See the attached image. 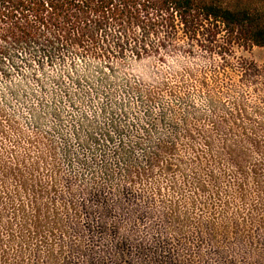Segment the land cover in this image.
Masks as SVG:
<instances>
[{"label":"trees","instance_id":"1","mask_svg":"<svg viewBox=\"0 0 264 264\" xmlns=\"http://www.w3.org/2000/svg\"><path fill=\"white\" fill-rule=\"evenodd\" d=\"M0 16L1 56L33 45L91 48L106 59L129 46L139 57L182 30L221 61L210 75L187 72L210 110L183 117L142 165L124 169L123 199L89 208L97 212L89 234L76 189L61 193L53 147L26 142L18 152L19 142H0V264H264V105L231 97L220 80L264 84V66L233 51L264 47V0H0ZM114 207L125 220H107Z\"/></svg>","mask_w":264,"mask_h":264},{"label":"rangeland","instance_id":"2","mask_svg":"<svg viewBox=\"0 0 264 264\" xmlns=\"http://www.w3.org/2000/svg\"><path fill=\"white\" fill-rule=\"evenodd\" d=\"M6 22L0 16V33ZM204 47L180 30L166 47H154L139 57L129 46L109 59L95 56L91 48L74 46L7 49L0 55V131L4 133L0 132V142H19L18 152H23L19 145L26 142L42 149L53 147L61 193L67 199L66 185L76 189L79 226L89 234L97 222V212L89 208L114 205L122 198L124 169L135 162L142 165L157 142L170 140L173 125L183 117L208 112L213 106L208 94L187 76L190 72L200 78L204 71L210 75L209 67L221 63ZM233 51L238 58L264 66V47L234 46ZM248 79L220 75L231 97L263 107L264 84H251ZM177 80L187 83L178 87ZM149 91L156 92L153 100H148ZM98 190L100 201L77 192ZM108 210L107 220H125L124 210L117 216L115 207Z\"/></svg>","mask_w":264,"mask_h":264}]
</instances>
